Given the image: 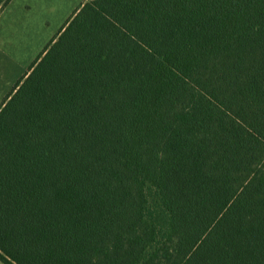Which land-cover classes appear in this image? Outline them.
Returning a JSON list of instances; mask_svg holds the SVG:
<instances>
[{
  "label": "trees",
  "instance_id": "1",
  "mask_svg": "<svg viewBox=\"0 0 264 264\" xmlns=\"http://www.w3.org/2000/svg\"><path fill=\"white\" fill-rule=\"evenodd\" d=\"M193 108L202 126L217 121L211 135L187 120ZM241 123L264 141V0H85L0 105V259L134 263ZM196 133L206 143L184 167L162 163L192 151ZM144 147L142 160L161 162L145 174L177 183L104 263L94 257L113 252L109 239L73 237ZM263 194L264 173L193 264H210Z\"/></svg>",
  "mask_w": 264,
  "mask_h": 264
},
{
  "label": "rangeland",
  "instance_id": "2",
  "mask_svg": "<svg viewBox=\"0 0 264 264\" xmlns=\"http://www.w3.org/2000/svg\"><path fill=\"white\" fill-rule=\"evenodd\" d=\"M83 1L0 0V105ZM177 110L175 106L174 116ZM194 110L186 119L199 129L202 121L192 119ZM179 122L168 120L167 125L173 123L177 131ZM217 126L215 119L209 125H201L204 130L209 128L206 136ZM154 140L155 136L151 142ZM205 143L196 133L192 151L181 150L179 157H168L162 163L184 167L187 159L191 160ZM145 147L136 163L120 174L73 237L109 239L113 252L109 250L94 257L104 263L116 258L131 243L161 206L163 196L177 183L173 178L176 176H163L165 180L156 182L152 175L145 174V169L155 171L161 163L155 159L142 160ZM162 151L165 150L159 152ZM112 154L111 150H103L102 161L108 162ZM168 172L174 173L171 168ZM263 173L264 141L241 123L158 223L136 252L132 264H193ZM86 257L89 256L78 250V259ZM0 264L6 263L0 259ZM210 264H264V194Z\"/></svg>",
  "mask_w": 264,
  "mask_h": 264
},
{
  "label": "crops",
  "instance_id": "3",
  "mask_svg": "<svg viewBox=\"0 0 264 264\" xmlns=\"http://www.w3.org/2000/svg\"><path fill=\"white\" fill-rule=\"evenodd\" d=\"M84 1H85V0H84ZM84 1H83V2H84ZM83 2H82V3H83ZM82 3H81V4H82ZM80 6H81V5H80ZM80 6H79V7H80ZM79 7H77L76 9H78ZM76 9H75V10H76ZM75 10H74V11H75ZM74 11H73V13H74ZM54 12H55V15L58 14V10L55 9ZM73 13H72V14H73ZM72 14H71V15H72Z\"/></svg>",
  "mask_w": 264,
  "mask_h": 264
}]
</instances>
